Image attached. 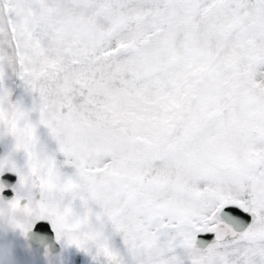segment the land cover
Masks as SVG:
<instances>
[{"label": "snow or ice", "instance_id": "6c2138e0", "mask_svg": "<svg viewBox=\"0 0 264 264\" xmlns=\"http://www.w3.org/2000/svg\"><path fill=\"white\" fill-rule=\"evenodd\" d=\"M199 77L231 104L208 137L181 107ZM0 135V219L25 236L264 264V0H0Z\"/></svg>", "mask_w": 264, "mask_h": 264}, {"label": "rangeland", "instance_id": "374dc122", "mask_svg": "<svg viewBox=\"0 0 264 264\" xmlns=\"http://www.w3.org/2000/svg\"><path fill=\"white\" fill-rule=\"evenodd\" d=\"M7 84L13 89L14 100H24L27 104H31V99L26 98L24 89L18 80H9ZM184 87L187 91L182 94L181 98L183 114L186 117L194 116L197 113L204 114L205 119L200 128L202 137L218 133L229 118L231 104L225 103V98L222 95H211L209 84L203 77L186 82ZM12 143L10 137L0 135L2 147L0 156L11 149ZM112 243L114 247L119 248L122 244L121 238L119 236L114 237ZM62 245L64 251L78 250L74 246L68 247L64 243ZM64 251L58 252L53 257L49 254H42L39 250L32 248L24 233L13 229L3 219H0V264H63L66 256ZM89 256L87 263H89V259L93 258L94 264H108L105 257L95 255V249Z\"/></svg>", "mask_w": 264, "mask_h": 264}, {"label": "water", "instance_id": "95a60500", "mask_svg": "<svg viewBox=\"0 0 264 264\" xmlns=\"http://www.w3.org/2000/svg\"><path fill=\"white\" fill-rule=\"evenodd\" d=\"M1 153V147H0ZM14 196V192L11 189L4 194V198L10 200ZM29 241L35 247H44L45 245H50L52 252H58L60 250V244L57 242L55 233L51 228V224H49L48 232L46 233H37L35 229L30 231L29 233Z\"/></svg>", "mask_w": 264, "mask_h": 264}, {"label": "flooded vegetation", "instance_id": "af4514ba", "mask_svg": "<svg viewBox=\"0 0 264 264\" xmlns=\"http://www.w3.org/2000/svg\"><path fill=\"white\" fill-rule=\"evenodd\" d=\"M28 242H29V238H28ZM59 243L61 245L60 251H64L62 243L61 242H59ZM29 244H30V242H29ZM30 245L32 246L33 249L39 250V252H41L42 254H49L51 257H53V255L57 254V253L52 252L50 245H45L44 247H35L32 244H30ZM64 252H65L64 255H66V256L64 257L63 264H94V262H95V260L92 258V259H89V263H87V259L90 258L89 254L86 252H83L79 249L73 250L71 252H70V250H66Z\"/></svg>", "mask_w": 264, "mask_h": 264}]
</instances>
